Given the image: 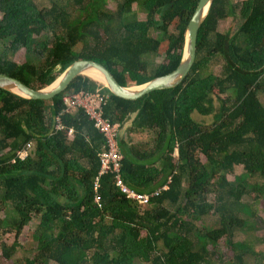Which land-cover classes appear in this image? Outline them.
Segmentation results:
<instances>
[{"label": "trees", "instance_id": "obj_1", "mask_svg": "<svg viewBox=\"0 0 264 264\" xmlns=\"http://www.w3.org/2000/svg\"><path fill=\"white\" fill-rule=\"evenodd\" d=\"M109 1L0 0V74L41 89L79 59L102 64L125 87L176 70L198 0H115V10ZM229 17L238 29L217 32ZM196 48L180 85L137 101L85 75L48 101L0 89V264H215L210 256L224 261L229 253L220 244L232 252L228 264H264V247L254 246L264 238L234 241L255 230L240 213L256 218L252 207L264 200V0H214ZM23 50L19 64L13 57ZM160 50L165 60L155 63ZM212 60L222 62L219 76L208 70ZM81 91L109 94L104 117L132 122L119 143L122 179L149 204L127 199L110 173L93 192L105 139L65 100ZM144 134L146 143H134ZM235 166L243 172L228 181ZM209 215L219 227L201 222ZM34 221L35 248L18 256Z\"/></svg>", "mask_w": 264, "mask_h": 264}, {"label": "water", "instance_id": "obj_2", "mask_svg": "<svg viewBox=\"0 0 264 264\" xmlns=\"http://www.w3.org/2000/svg\"><path fill=\"white\" fill-rule=\"evenodd\" d=\"M213 1L198 0L185 30L183 51L176 70L167 75L154 78L143 85L122 86L102 64L90 59H79L71 63L61 75L44 88L33 89L17 79L0 74V89L24 100L48 101L66 91L77 76H87L90 72H97L101 75L104 79L103 86L111 94L124 100L137 101L153 92L173 89L183 82L194 64L198 32L210 12Z\"/></svg>", "mask_w": 264, "mask_h": 264}, {"label": "rangeland", "instance_id": "obj_3", "mask_svg": "<svg viewBox=\"0 0 264 264\" xmlns=\"http://www.w3.org/2000/svg\"><path fill=\"white\" fill-rule=\"evenodd\" d=\"M34 1L39 5V7H43L44 4L49 2V0H34ZM241 1H243V0H230V2L233 4H237ZM116 6H117V1L111 0V1H109L107 8H112L111 10H115ZM137 13H138V18L140 20L146 19V16L144 15V13L142 11L139 10V8L137 9ZM1 19H2V14H0V20ZM239 24L240 23H239L238 18L229 17V18H226L225 20L219 21V23L216 27V31L219 33H222V34H224L226 32L234 33L238 29ZM48 36L51 39L53 38L51 31H49ZM91 42H92V39H91ZM79 46L83 47L82 45H79ZM25 57H26L25 52L23 50V51L17 52L14 55L13 60L20 64V63H23L24 60H26ZM164 60H165L164 51L160 50L159 55L154 58V61H155V63H161ZM221 68H222V62L221 61L215 62L214 60H212L208 64V70L211 71L215 76H219L221 74ZM98 83L103 85L99 81H98ZM130 85H131V87L135 86L133 83H130ZM262 101L264 104V96H262ZM195 119L197 121L205 123V124L210 122V119L205 118V120H202V118H200L199 116H195ZM148 138L149 137L146 134L141 135V136H136V135L133 136L134 143H146V141H148ZM201 159L204 161V158H201ZM242 170H243L242 166H235L234 167V174L227 175L228 181H233L234 176L242 173L243 172ZM208 198L210 201H213V195L209 196ZM147 208H149V207H146L144 209H147ZM171 208H172V206H171ZM252 208H253V210H255L256 218H250L243 211H242L243 213H240V217L247 221L248 227L254 225L255 230L252 232L247 231L246 228L241 230V232H239L238 235H236V238L234 241H241L247 236H250L252 241L256 238H260V239L264 238V200L256 202V204H254ZM172 210L174 211V207L172 208ZM261 220L263 221V223ZM201 222L207 228H210V229L217 228V227H219V224H220L218 221V218L215 216H212V215L202 217ZM197 225H198V223H197ZM36 226H37L36 221H34L33 223L29 224L27 227H25L23 229L21 236L18 239V243L20 246V249L18 250L19 251L18 256H22V255L26 254V252L34 250L36 243L33 239V233H34V230L36 229ZM3 241L10 244L14 241V239H13V237H11V238L6 237L5 239H3ZM254 246H255V249H262L264 247V244L256 243ZM220 247L223 250H226L229 252V253H227L228 256H226L224 261H219L214 256H210L209 259H211L215 264H228V262H229L228 257L232 254V252H230V250H228L223 244H220ZM50 264H53V263H50Z\"/></svg>", "mask_w": 264, "mask_h": 264}, {"label": "built area", "instance_id": "obj_4", "mask_svg": "<svg viewBox=\"0 0 264 264\" xmlns=\"http://www.w3.org/2000/svg\"><path fill=\"white\" fill-rule=\"evenodd\" d=\"M65 100L70 105V108H82L89 116L91 121H94L95 128L103 135L105 139V145L103 150L98 153L99 160V173L95 179L93 185V191L97 192L99 188V177L105 174L114 175V184L116 188L127 199L135 200L143 205L150 203V196L140 194L131 190L124 183L122 179V168L124 156L120 149L121 140V124L111 123V121L104 117V107L107 105L110 96L107 93L98 91L96 93H87L81 91L79 93H66ZM18 156L24 158L26 156L25 150H21ZM168 187H164L163 190H167ZM94 203L100 204V197L95 195Z\"/></svg>", "mask_w": 264, "mask_h": 264}, {"label": "crops", "instance_id": "obj_5", "mask_svg": "<svg viewBox=\"0 0 264 264\" xmlns=\"http://www.w3.org/2000/svg\"><path fill=\"white\" fill-rule=\"evenodd\" d=\"M94 80V79H93ZM96 81V80H95ZM116 123H120V122H116ZM121 124V123H120ZM132 125V122L131 121H126L125 123L121 124V140L122 139H126L128 137V129L129 127ZM96 179V178H95ZM94 183H95V180H94ZM149 207V206H148ZM144 208H146L144 206Z\"/></svg>", "mask_w": 264, "mask_h": 264}, {"label": "bare ground", "instance_id": "obj_6", "mask_svg": "<svg viewBox=\"0 0 264 264\" xmlns=\"http://www.w3.org/2000/svg\"><path fill=\"white\" fill-rule=\"evenodd\" d=\"M63 65V64H62ZM60 69V68H59ZM89 78H91V79H94V80H96V81H99V82H101V83H104L103 82V77L101 76V75H99L97 72H90V73H88V75H87Z\"/></svg>", "mask_w": 264, "mask_h": 264}, {"label": "clouds", "instance_id": "obj_7", "mask_svg": "<svg viewBox=\"0 0 264 264\" xmlns=\"http://www.w3.org/2000/svg\"><path fill=\"white\" fill-rule=\"evenodd\" d=\"M94 192V191H93Z\"/></svg>", "mask_w": 264, "mask_h": 264}]
</instances>
